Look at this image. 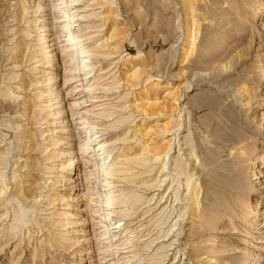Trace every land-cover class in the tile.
<instances>
[{
  "label": "rangeland",
  "instance_id": "obj_1",
  "mask_svg": "<svg viewBox=\"0 0 264 264\" xmlns=\"http://www.w3.org/2000/svg\"><path fill=\"white\" fill-rule=\"evenodd\" d=\"M0 264H264V0H0Z\"/></svg>",
  "mask_w": 264,
  "mask_h": 264
},
{
  "label": "bare ground",
  "instance_id": "obj_2",
  "mask_svg": "<svg viewBox=\"0 0 264 264\" xmlns=\"http://www.w3.org/2000/svg\"><path fill=\"white\" fill-rule=\"evenodd\" d=\"M71 1H73V0H71ZM70 9V8H69ZM69 9H67V10H63V12H65V16H67V17H70L71 16V18H75V14H72V13H70L69 12ZM64 21H66V19H64L62 22H64ZM73 22V21H72ZM70 24V21L67 23V25H66V28L68 29V31H67V34H66V36H67V39L66 40H68V46L70 47V49H72V54H74V53H78V48L76 47L77 46V44H78V41L77 40H75L76 39V35H73V33H72V30H71V27L72 26H69L68 27V25ZM42 27H44V26H42ZM66 29V30H67ZM42 31H45V29H43ZM44 37H46V35L44 36ZM54 49V47L52 48L51 47V49H49V51L48 52H51L52 50ZM72 77H74L75 79H76V77L77 76H75V75H73ZM78 80H82V79H78ZM77 79L76 80H74V81H78ZM75 158H73V159H70V161H71V163L70 164H73L74 162H75V160H74ZM104 164V163H103ZM96 174V173H95ZM97 195H100V198H101V196H102V194H99V193H96ZM98 199H100L99 197H97Z\"/></svg>",
  "mask_w": 264,
  "mask_h": 264
}]
</instances>
